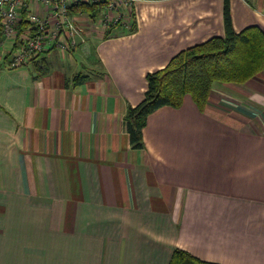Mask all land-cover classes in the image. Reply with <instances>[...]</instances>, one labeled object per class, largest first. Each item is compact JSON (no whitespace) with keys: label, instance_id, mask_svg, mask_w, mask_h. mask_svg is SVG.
Segmentation results:
<instances>
[{"label":"crops","instance_id":"obj_1","mask_svg":"<svg viewBox=\"0 0 264 264\" xmlns=\"http://www.w3.org/2000/svg\"><path fill=\"white\" fill-rule=\"evenodd\" d=\"M229 6L235 31L264 30V0ZM133 12V31L88 29L96 40L18 66L0 44V264H168L175 248L264 264V68L214 82L202 108L185 94L152 111L135 148L125 114L146 74L224 19L223 0Z\"/></svg>","mask_w":264,"mask_h":264},{"label":"trees","instance_id":"obj_2","mask_svg":"<svg viewBox=\"0 0 264 264\" xmlns=\"http://www.w3.org/2000/svg\"><path fill=\"white\" fill-rule=\"evenodd\" d=\"M88 5L79 4L84 12ZM94 6V5H93ZM76 7V6H75ZM72 11L78 12L77 10ZM92 8V7H89ZM91 11V15L93 12ZM127 29L134 30L136 22ZM224 35L212 36L176 52L160 69L146 74L142 99L130 105L125 114L126 128L133 147H141V131L149 113L162 106H180L185 94L202 108L214 82L243 83L264 68V30L249 25L235 31L231 24L229 0H223ZM118 21L110 30L124 29ZM84 76L74 75L72 83ZM168 264H218L200 260L189 252L175 248Z\"/></svg>","mask_w":264,"mask_h":264},{"label":"built area","instance_id":"obj_3","mask_svg":"<svg viewBox=\"0 0 264 264\" xmlns=\"http://www.w3.org/2000/svg\"><path fill=\"white\" fill-rule=\"evenodd\" d=\"M122 0H0V44H10L4 59L8 66H18L31 61L48 50L58 47L66 48V44L79 43L81 32L93 29L104 32L110 23L116 24L120 17L106 10L109 8L126 10V15L120 18L121 24L127 29L132 24L131 5L128 0V11L121 5ZM80 2H101L104 8H99V16L93 23L92 16L76 14L72 8ZM94 4V5H95ZM93 6V5H92ZM81 15V16H80ZM127 16V17H126ZM82 18V26L78 20ZM86 36H82L83 40ZM65 46V47H64ZM68 50L61 51L63 53Z\"/></svg>","mask_w":264,"mask_h":264},{"label":"rangeland","instance_id":"obj_4","mask_svg":"<svg viewBox=\"0 0 264 264\" xmlns=\"http://www.w3.org/2000/svg\"><path fill=\"white\" fill-rule=\"evenodd\" d=\"M137 1V0H136ZM134 1H133V3H132V5H131V8L130 9H132L133 7H134ZM79 4H86V5H88L87 6V8L86 9H84L85 10V12L82 10V9H80L79 7H78V5ZM75 8H74V10H77L78 8V12L76 13V14H85V15H88L89 17H91L90 15H91V11L92 10H95L94 12H93V15H92V21H93V23H95L96 22V16H99L100 14H99V12H100V10H98L99 8H104V4L103 3H101V2H98L97 4H95V3H89V2H80ZM95 4V5H94ZM120 4L121 5H123V6H125L126 7V9H127V11H128V8H129V3H128V0H122L121 2H120ZM92 5H94V6H92ZM89 7H92V8H89ZM108 13L109 12H111L112 13V15H114V16H122V17H120V18H123V16H125L126 15V10L124 9V8H122V7H120L119 9H116V8H109V9H107L106 10ZM131 13H132V11H131ZM81 16V15H80ZM133 16H134V14H133ZM127 17V16H126ZM120 18L118 19L119 21H120ZM82 18H80L79 20H78V24L80 25V26H82V25H84L83 24V21L81 20ZM112 27V23H110L109 24V26L106 28V30L102 33V32H99L98 30H95V31H97L96 33H99V34H102L100 37H99V39H101V38H103V39H105V37L107 36V30L108 29H110ZM125 27V26H124ZM95 28H100V26L99 25H95V26H93V29L92 30H94ZM91 30V29H90ZM90 30H89V32H88V35L86 36V38L83 40V38H82V36L79 38V43L75 46V44L73 45V44H66L65 46H66V48H64L65 50H68L67 52H71L72 50H74L75 49V47H77L79 44H82V43H84V41H88L89 39H95V38H97V36L95 35L96 33H94V32H90ZM108 37V36H107ZM96 40V39H95ZM204 42V41H203ZM198 44H200V43H198ZM64 46V47H65ZM56 51H59V52H61V51H65V50H63V47H58L57 48V46H56V48H54ZM185 49V48H184ZM42 55V54H41ZM9 67H12V66H9Z\"/></svg>","mask_w":264,"mask_h":264}]
</instances>
